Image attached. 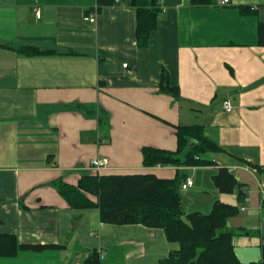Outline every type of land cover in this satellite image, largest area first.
Segmentation results:
<instances>
[{"label": "crops", "instance_id": "1", "mask_svg": "<svg viewBox=\"0 0 264 264\" xmlns=\"http://www.w3.org/2000/svg\"><path fill=\"white\" fill-rule=\"evenodd\" d=\"M156 1V28L139 49L127 1L97 10L95 0H0V44L53 50L25 56L0 46V233L62 246L0 257V264H81L95 249L102 264H158L176 249L161 230L108 225L95 209L69 207L54 183L75 186L92 175L96 158L109 161L102 175L193 180L199 168L210 177L226 168L252 193L250 218L259 227L235 232L228 220L236 255L243 262L241 249L264 261V46L257 34L264 0ZM163 69L178 98L158 90ZM171 125L202 126L222 148L205 156L213 165L143 167L142 147L176 150ZM215 200L238 204L217 190Z\"/></svg>", "mask_w": 264, "mask_h": 264}, {"label": "trees", "instance_id": "2", "mask_svg": "<svg viewBox=\"0 0 264 264\" xmlns=\"http://www.w3.org/2000/svg\"><path fill=\"white\" fill-rule=\"evenodd\" d=\"M124 1L135 8V39L139 49L147 48L151 33L156 28L160 9L152 0L149 8L136 7V0H95L97 10ZM214 0H190L193 6H207ZM90 10L86 11L88 13ZM258 45L264 46V24H258ZM1 47L15 50L25 56H39L52 53L34 46ZM67 55H77L69 50ZM158 90L173 98L179 97V89L170 86L168 72L163 69ZM176 150L168 151L144 146L141 148L143 167H206L213 162L205 159L209 153H219L222 148L210 140L200 125L173 126ZM192 142L191 146L190 143ZM183 155V158H180ZM257 172L262 168L248 164ZM185 177L173 179L158 178L154 174L125 175H82L77 184H67L61 179L55 184L58 193L74 210L95 209L99 221L108 225H140L161 230L169 244L175 245L158 264H244L239 260L233 246L234 233L228 227V220L238 214V206L215 200L209 213L193 211L185 213L180 187ZM213 186L220 194L235 195L237 203L246 199L244 183L226 168H219L211 176ZM93 196L95 200L89 198ZM264 203V200H262ZM241 231V230H240ZM62 246L21 244L17 237L0 233V257L12 258L22 251L40 252L46 249H60ZM264 253V248H263ZM95 249L81 264H102ZM256 264H264L261 261Z\"/></svg>", "mask_w": 264, "mask_h": 264}, {"label": "rangeland", "instance_id": "3", "mask_svg": "<svg viewBox=\"0 0 264 264\" xmlns=\"http://www.w3.org/2000/svg\"><path fill=\"white\" fill-rule=\"evenodd\" d=\"M180 158L182 159L183 155H180ZM207 160L210 161L209 159ZM242 175L245 177L244 179L246 181L250 182V184L253 183V176L245 172H242ZM191 177L193 178L192 181H194V186H195L194 193H190L191 190H189L181 194L182 199H183L185 213H189L193 211L209 213L211 211V207H212L211 203L214 199L215 192H216V190L213 188L214 186H213L212 179L210 175L207 176V173L205 172V170L201 168L195 171L194 175H191ZM209 185L212 186V189L215 192L207 189ZM247 191H248L247 200H245L243 204L242 203L237 204L238 209H239L238 214L229 219V225L235 232H238L240 230H245L246 228L244 227H249L253 225H255L256 228L258 227V221L254 222L253 219L250 218L251 216L250 213L254 211L252 207H249V205L253 203V195L248 188H247ZM249 233H254V232H249ZM251 236H254V235H251ZM256 249L259 252L260 249L258 248ZM237 252H238V256L240 257L241 260H243V262H245V264H256L260 262L259 261L261 259L260 256L257 257L253 255H246L244 251L241 249H238ZM110 264H114V263H110Z\"/></svg>", "mask_w": 264, "mask_h": 264}, {"label": "built area", "instance_id": "4", "mask_svg": "<svg viewBox=\"0 0 264 264\" xmlns=\"http://www.w3.org/2000/svg\"><path fill=\"white\" fill-rule=\"evenodd\" d=\"M228 0H223V3H226ZM90 22H93V18H89ZM124 67H126V64H124ZM223 110L227 113H230L232 111V106L229 99H225L223 101ZM109 165V161L107 158H96L92 159L90 162V168L92 174H101ZM193 181L191 178H186L183 183L181 184L180 191H186L188 188L192 187Z\"/></svg>", "mask_w": 264, "mask_h": 264}, {"label": "water", "instance_id": "5", "mask_svg": "<svg viewBox=\"0 0 264 264\" xmlns=\"http://www.w3.org/2000/svg\"><path fill=\"white\" fill-rule=\"evenodd\" d=\"M192 142L190 143V146H191Z\"/></svg>", "mask_w": 264, "mask_h": 264}]
</instances>
